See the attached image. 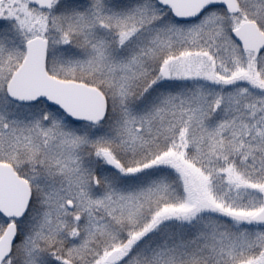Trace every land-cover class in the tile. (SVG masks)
<instances>
[{"label":"snow or ice","instance_id":"obj_1","mask_svg":"<svg viewBox=\"0 0 264 264\" xmlns=\"http://www.w3.org/2000/svg\"><path fill=\"white\" fill-rule=\"evenodd\" d=\"M0 264H264V0H0Z\"/></svg>","mask_w":264,"mask_h":264}]
</instances>
